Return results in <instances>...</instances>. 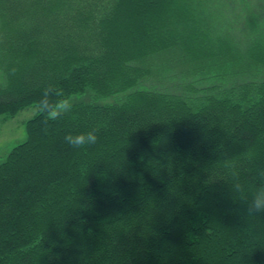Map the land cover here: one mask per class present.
<instances>
[{
  "label": "trees",
  "instance_id": "obj_1",
  "mask_svg": "<svg viewBox=\"0 0 264 264\" xmlns=\"http://www.w3.org/2000/svg\"><path fill=\"white\" fill-rule=\"evenodd\" d=\"M1 14L0 115L38 111L0 160V264H264V213L247 211L264 184V0ZM46 87L77 98L75 118L41 113ZM94 127L86 150L63 141Z\"/></svg>",
  "mask_w": 264,
  "mask_h": 264
},
{
  "label": "clouds",
  "instance_id": "obj_2",
  "mask_svg": "<svg viewBox=\"0 0 264 264\" xmlns=\"http://www.w3.org/2000/svg\"><path fill=\"white\" fill-rule=\"evenodd\" d=\"M39 107L41 113L49 120H59L65 117L75 118L74 102L67 99L63 101L57 99L51 87H46L41 92ZM99 131V127H94L86 131L68 132L64 135L63 141L73 149L86 150L98 142ZM231 176L234 180L232 185L233 189L236 192L244 191V185L239 180V172L237 169H232ZM247 211L251 217L264 213V184L258 186L251 193Z\"/></svg>",
  "mask_w": 264,
  "mask_h": 264
},
{
  "label": "rangeland",
  "instance_id": "obj_3",
  "mask_svg": "<svg viewBox=\"0 0 264 264\" xmlns=\"http://www.w3.org/2000/svg\"><path fill=\"white\" fill-rule=\"evenodd\" d=\"M0 16L4 21H7V19H11L2 14ZM69 100L75 101L77 100V98L71 97ZM78 100L85 102L94 101L90 93L84 94ZM110 100L111 98H104L101 101H96V103L109 102ZM37 111L38 106L35 104H31L19 110L12 117H4L3 115H0V160L5 157V155L13 146L19 144L25 139L26 134L24 130V123L27 119L31 118Z\"/></svg>",
  "mask_w": 264,
  "mask_h": 264
}]
</instances>
